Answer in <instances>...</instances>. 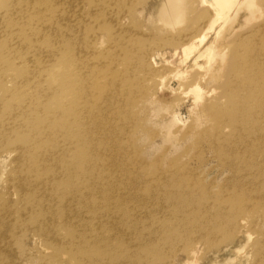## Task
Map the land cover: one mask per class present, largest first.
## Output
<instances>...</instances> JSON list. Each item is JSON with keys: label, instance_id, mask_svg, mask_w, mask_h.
<instances>
[{"label": "bare ground", "instance_id": "obj_1", "mask_svg": "<svg viewBox=\"0 0 264 264\" xmlns=\"http://www.w3.org/2000/svg\"><path fill=\"white\" fill-rule=\"evenodd\" d=\"M178 1L155 3L173 6ZM244 1L192 0L197 10L207 4L215 8L213 12L198 13L201 27L190 36L163 35L146 42L142 40V32L121 28L122 33L129 35L125 41L117 38L123 65L127 70H148L151 76L156 71L149 66L162 73L157 66L160 54L177 68L199 64L214 48L202 41L208 28H218L215 21L220 15L225 10L241 8ZM53 2L0 0V165L7 164L6 158H12L13 164L5 181L6 189L0 191V264L7 253L11 254L13 244L19 252L23 251L20 244L27 240L29 232H32L30 240L40 237L45 244L55 246L53 259L59 264L57 252L66 242L72 244L70 257L74 262L79 252L87 253L81 258L86 264L101 247L112 246L110 239L115 227L122 239L120 246L130 250V255L120 261L124 264H154L158 259L154 255H150L153 259L147 258V244L154 247L159 264H264V231L259 229L264 217V116L246 124L244 131L253 133L244 134L241 140L250 145L241 154L232 156L238 163L230 171L249 186L227 197L222 209L199 187L197 197L187 193L175 199L166 194L172 200L170 213L177 216L176 222L148 231L146 220L119 228L115 203L100 191L106 180L85 154L88 143L82 123L89 107L80 104L90 93L87 89L95 84L91 74L96 65L94 69L90 67L94 63H90L89 53L103 42L95 31L101 28L102 34L112 33L110 23L129 19L141 1L69 0L67 6L74 13L64 18L66 24ZM236 13L247 17L243 10ZM61 25L65 26L60 29ZM250 32L255 36L254 28ZM133 35L140 41L129 38ZM253 47V51L242 56L235 47L229 56L233 64L228 74L239 81L226 95L237 108L251 96L253 103L248 111L259 114L264 112V85L255 90L243 85L260 78L264 83V62H260V55L254 51L256 46ZM107 62L111 68L119 64L117 57ZM81 69L87 74L85 77L81 76ZM250 70L257 71L259 76L258 73L248 76ZM258 93L262 99L257 98ZM51 100L52 106L43 104ZM238 120L237 115L232 119ZM222 153L219 148V154ZM258 196L260 201L252 204ZM195 197L199 203L193 200ZM207 208L215 213L209 214ZM157 213H160L157 206L155 210H147V218H154ZM62 230L66 234L59 237ZM223 237L228 239L225 245L220 242ZM137 245L140 247H132ZM215 250L223 258L214 259L210 252Z\"/></svg>", "mask_w": 264, "mask_h": 264}, {"label": "rangeland", "instance_id": "obj_2", "mask_svg": "<svg viewBox=\"0 0 264 264\" xmlns=\"http://www.w3.org/2000/svg\"><path fill=\"white\" fill-rule=\"evenodd\" d=\"M52 1L57 4L61 11L59 15L66 24L64 18L74 13L67 6L69 0ZM140 1V7L134 8L129 19L122 23H110L112 33L102 34L101 28L95 31L103 40L96 50L89 53L92 59L90 63H94L90 67L94 69L96 65L91 74L95 84L87 89L90 93L80 105L89 107L82 123L85 142L88 143L85 154L95 163L99 176L104 182L106 180V184L101 181L103 186L100 191H104L105 196L108 195L110 201L115 203L119 228L146 220L148 231L178 220L175 214L170 213L171 197L177 199L180 194L187 193L197 197L200 187L204 189V195L212 197L213 204L220 203L222 209L227 197L249 186L238 174L233 175L230 171V167L235 168L238 163L232 156H237L238 152L241 154L250 145L242 142L241 137L253 132H246L243 128L259 116H264V112L251 114L248 111L253 103L251 96L237 108L226 93L239 81L238 77L228 74L229 66L233 64L229 56L235 47L242 56L249 50L253 51L255 45L254 51L260 55V62H264V0H245L241 8L225 10L220 15L215 21L218 28L210 26L202 40L214 47L208 58L182 69L167 62L169 58L160 54L158 58L161 60L157 66L162 73L149 66L156 71L151 76L148 70H127L123 65L121 45L117 38L119 36L125 41L129 35L122 33L121 28L142 32V40L146 42L163 35L171 38L190 36L201 27L198 13L213 12L215 7L207 4L197 10L192 0H179L173 6L171 3L158 6L157 0ZM194 8L196 13L192 11ZM238 10H243L247 17L237 15ZM253 14L258 17L254 18ZM251 28L255 29V36L250 32ZM115 34V37H111ZM137 37L129 38H135L138 42L140 39ZM134 52L136 54L137 50ZM112 57H117L119 64L111 68L107 61ZM240 61L243 63L242 59ZM250 71L248 76L258 73ZM174 74H177L175 78ZM86 75L81 69V76ZM243 85L255 90L264 83L260 78L259 81L249 80ZM257 98L262 99L261 94L258 93ZM43 104L52 106L54 103L51 100L43 101ZM236 115L239 120L232 121ZM219 148L223 150L222 154H219ZM6 159L7 164L0 165L1 192L6 189L5 181L13 167L12 158ZM173 184L179 188L173 189ZM260 199L258 196L252 204ZM156 206L160 208V213L153 215L154 218H147V210H155ZM207 210L209 214L215 213L213 209ZM259 226L264 231L263 216ZM31 234L29 232L27 240L20 244L23 251L19 252L13 244L11 254L7 253L1 264H59L53 259L55 246L45 244L40 237L30 240ZM65 234L66 231L62 230L59 237ZM222 234L225 236L226 232ZM111 235L112 240H116L112 242L110 239L112 246L101 247L86 264H124L120 261L130 255V250L127 246H120L122 239L116 227ZM227 241L226 237L220 239L223 245ZM145 247L147 258L154 255L158 260L153 263L159 264L154 247L149 244ZM71 248L72 244L66 242L57 252L61 264H85L81 258L87 253L79 252L78 258L74 257L77 262H74L70 257ZM210 253L214 254V259L223 258L217 250Z\"/></svg>", "mask_w": 264, "mask_h": 264}]
</instances>
